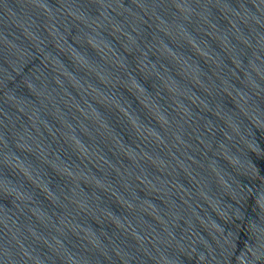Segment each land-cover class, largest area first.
Masks as SVG:
<instances>
[{
    "label": "water",
    "instance_id": "water-1",
    "mask_svg": "<svg viewBox=\"0 0 264 264\" xmlns=\"http://www.w3.org/2000/svg\"><path fill=\"white\" fill-rule=\"evenodd\" d=\"M0 264H264V0H0Z\"/></svg>",
    "mask_w": 264,
    "mask_h": 264
}]
</instances>
